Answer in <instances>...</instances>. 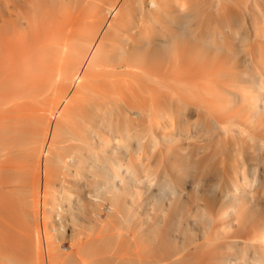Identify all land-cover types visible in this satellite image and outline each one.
Here are the masks:
<instances>
[{"label":"bare ground","instance_id":"6f19581e","mask_svg":"<svg viewBox=\"0 0 264 264\" xmlns=\"http://www.w3.org/2000/svg\"><path fill=\"white\" fill-rule=\"evenodd\" d=\"M0 264H264V0H0Z\"/></svg>","mask_w":264,"mask_h":264},{"label":"rangeland","instance_id":"374dc122","mask_svg":"<svg viewBox=\"0 0 264 264\" xmlns=\"http://www.w3.org/2000/svg\"><path fill=\"white\" fill-rule=\"evenodd\" d=\"M65 224H66V226H65ZM65 224H63V225H64L63 227H60V228L58 227L59 229L57 228L58 230H57V233H56V234H53V233H52L53 235H56V236H53V237H55V238L57 239V240L55 239V242H57L56 244L58 245V248H59V249L61 248L60 250H61V251L64 250V252H65L66 250H69L70 247H71V245H69L70 238L68 237V236L70 235L69 233H70V231H71V230H69V229H70V228L72 229V226H73V228L76 227V229H79V227L76 226L77 224H73V225H72L71 223H69V222H67V221H66ZM69 224H70V225H69ZM71 225H72V226H71ZM68 226H69V227H68ZM48 228H49V227H48ZM48 228H47V229H48ZM47 229H46V231H49V232L51 233L50 229H48V230H47ZM63 229H64V230H63ZM66 229H67V230H66ZM65 230H66V231H65ZM61 231H62V232H61ZM63 232H66V233L64 234ZM67 232H68V234H67ZM58 233H60V234L58 235ZM61 233H62V235H61ZM52 234H51V235H52ZM63 234H64V235H63ZM60 236H62V237H60ZM64 236H65V237H64ZM59 237H60V238H63V237H64V239H66V240H64V239L62 240V239H61V240H62V242H61V240H60ZM66 237H67V238H66ZM68 238H69V239H68ZM58 240H59V241H58ZM67 240H68V241H67ZM60 242H61V243H60ZM58 243H59V244H58ZM61 244H62V245H61ZM66 244H68V245H66ZM59 246H61V247H59ZM63 246H64V247H63ZM62 247H63V248H62ZM65 248H66V249H65ZM67 248H68V249H67ZM73 248L75 249V247H73ZM73 248L71 247L70 250H71V251H72V250L74 251ZM74 252H75V251H74Z\"/></svg>","mask_w":264,"mask_h":264}]
</instances>
